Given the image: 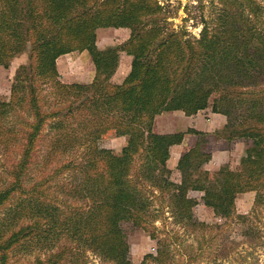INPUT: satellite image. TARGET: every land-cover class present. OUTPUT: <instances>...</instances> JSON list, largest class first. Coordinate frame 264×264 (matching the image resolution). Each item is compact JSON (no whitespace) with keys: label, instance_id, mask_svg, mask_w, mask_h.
<instances>
[{"label":"trees","instance_id":"trees-1","mask_svg":"<svg viewBox=\"0 0 264 264\" xmlns=\"http://www.w3.org/2000/svg\"><path fill=\"white\" fill-rule=\"evenodd\" d=\"M166 8V0H0V65L9 67L16 53L29 48L12 100L0 98L1 118L21 105L29 114L9 127L7 138L0 136L6 143L25 140L12 181L0 190V264H88L87 250L105 264H133L124 223L143 227L157 241L156 252L140 264H168L172 243L180 238L160 235L156 198L168 199L172 215L192 230L209 225L194 219L198 202L191 191L203 192L205 205L228 223L238 217L240 194L255 192V204L264 205V6L257 0H218L196 39L171 29ZM106 27H128L131 34L99 49L97 30ZM88 49L96 68L93 81H60L59 57ZM122 52L132 57V67L115 83ZM214 94L212 111L227 121L212 135L251 140L237 169L229 164L215 172L205 169L212 153L203 138L210 133L153 128L157 115H195L209 107ZM109 131L128 136L120 152L101 146ZM187 133L202 139L183 154L180 180L174 181L170 148ZM42 144L48 165L83 153L77 208H64L49 190L51 175L27 185ZM15 198L19 203L13 206ZM38 243L53 249L45 257L24 256Z\"/></svg>","mask_w":264,"mask_h":264},{"label":"rangeland","instance_id":"rangeland-1","mask_svg":"<svg viewBox=\"0 0 264 264\" xmlns=\"http://www.w3.org/2000/svg\"><path fill=\"white\" fill-rule=\"evenodd\" d=\"M160 1L165 2V0ZM257 1L264 6V0ZM217 4L218 0H166L167 15L170 16L168 20L173 22V25L170 24L171 29L177 30L180 36L187 39L199 38L205 28V23L209 21L211 14L216 10L215 5ZM130 34L131 29L128 27L99 28L97 30L96 46L99 49H105L111 45L121 44L129 38ZM28 57L29 48L26 51L16 53L9 67L0 65V98L3 102L12 100V85L15 76L20 66L28 63ZM120 63L117 74L112 80L115 83H122L130 72L132 57L122 52ZM57 64L60 74L59 79L64 83H90L96 76L95 64L89 49L62 55L59 57ZM216 95L214 94L210 98L209 107L201 110L202 113L195 118L192 117L193 115H186L183 111L171 114L164 112L162 116L157 115L154 121V131L157 133L162 131H187L189 128H194L189 127L193 125V121L195 123L204 121L208 124L211 117L207 114L212 111L211 104ZM22 116H29L25 105L17 106L15 111L6 119L0 116V136L2 134L4 138H7L9 127L22 122ZM29 121H32V117L29 118ZM208 126L212 127V125ZM221 129L223 127L216 130ZM215 131H204L210 133V135L203 138L206 150L214 156L213 161L206 165L205 169L215 172L225 164H229L232 169H237L240 158L251 144V140L241 138L230 142L212 135ZM187 135H191L189 137L191 138L190 141L187 142L196 143L199 139H202V137L193 133H187ZM127 140L128 136H118L114 131H109L101 139L100 144L103 147L120 152ZM24 143L23 137L18 140L14 139L11 143L0 140V190L6 188L12 181L11 170L21 159ZM46 156V148L42 144L39 147L36 162L28 171L27 185L32 186L35 182L40 181L39 179L44 175H51L49 190L59 201H63L62 206L64 208L68 210L77 208L82 204V201L77 198L76 190L79 183L78 168L83 163V153L79 151L61 157L52 165L46 163ZM52 171H55V173ZM172 178L174 181L180 180L177 170H174ZM21 196L24 198L26 194ZM189 196L195 198L198 202L193 209L194 219L209 226L192 230L181 224L172 215L168 199L156 198L152 205L153 208H156L157 216H159L154 224L159 228L160 235L168 237L170 241L175 233L180 238L179 243H172L171 248H173L174 256L168 264H264V205L255 204V192H247L238 196V217L232 223L224 222V219L216 216L213 209L205 205L203 192L191 191ZM17 203H19V200L17 198L13 199V206H16ZM124 228L129 236L130 259L133 264H140L147 253L156 252L157 241L143 227L124 223ZM61 238L60 244L64 241L63 237ZM40 244H33L29 247L23 253L24 256L32 259L40 254L45 257L53 249L46 247L44 243ZM84 252L88 264H105L94 251L87 250Z\"/></svg>","mask_w":264,"mask_h":264},{"label":"crops","instance_id":"crops-1","mask_svg":"<svg viewBox=\"0 0 264 264\" xmlns=\"http://www.w3.org/2000/svg\"><path fill=\"white\" fill-rule=\"evenodd\" d=\"M116 74H117V72H116ZM115 75L113 76L112 80L114 79ZM177 112H180V111H171L168 113L171 114V113H177ZM201 113L202 112L200 111V112H198V114H196V116L193 115L192 117L195 118V117L199 116ZM163 114H164V112L158 116H162ZM207 116L211 117L210 122L208 124H206L204 121H197L196 123L193 121V125H190L189 127H194V128L199 129V130L211 132V131H215L217 128L224 127V125L227 121L226 116L223 114H220V113H214L211 111L209 114H207ZM211 121H212V124H211ZM208 125H212V127L208 126ZM166 132H172V131H162L161 133H166ZM190 136L191 135H186L184 142L182 144H177V145H174L170 148V156L168 159V166L173 170V172H174V170H177V172H178L177 165H178L181 157L186 152L188 147H192L195 144V143L187 142V141H190V139H191V138H189ZM213 157L214 156L212 155V160L210 162L213 161V159H214ZM209 163H207L206 165H208Z\"/></svg>","mask_w":264,"mask_h":264}]
</instances>
